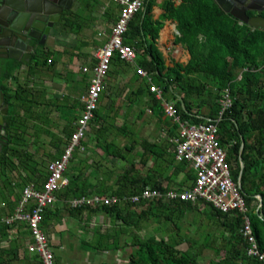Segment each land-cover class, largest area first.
I'll use <instances>...</instances> for the list:
<instances>
[{"label": "trees", "instance_id": "16d2710c", "mask_svg": "<svg viewBox=\"0 0 264 264\" xmlns=\"http://www.w3.org/2000/svg\"><path fill=\"white\" fill-rule=\"evenodd\" d=\"M78 2L82 8L87 6L86 0ZM154 5V0L144 2L128 24L123 43L135 50V65L151 75L153 83L161 90L166 101L175 103V110L182 121L198 125L218 120L220 145L228 146L225 150L226 160L231 168L232 180L237 183L240 178V193L247 206L246 216L249 218L257 245L260 251L264 252V31H252L248 27L239 26L237 21L221 11L213 0H180L179 5H174L172 0H163L161 6L163 13L158 19H153ZM104 15L108 23H113L117 12L107 9ZM165 21L176 24L178 34L174 38V45H181L187 51L189 59L185 64L173 62L171 66H166L163 55L158 50L159 31ZM87 24L82 10L78 8L64 12L58 23L60 30L74 36H78ZM33 45L35 51L26 66L27 80L24 83L18 80L22 66L19 61L0 60V92L4 98V105L7 106L4 117L7 144L3 145L0 151V192L5 190L9 198L4 202L1 215L6 217L14 213L21 200L22 189L30 183L40 188L46 179L47 165L61 155L59 157H54L51 153L37 155L30 151V146L37 143L40 134L47 132L41 129L38 111L43 103L35 99L37 91L30 88L27 82H31L30 78H35L42 68L49 71L52 63L50 51L40 46L38 42H34ZM93 45L97 47L100 44L93 42ZM48 60L51 62L48 63ZM93 64L94 60L91 59L89 66ZM130 67L131 64L120 60L115 54L107 77L109 79L117 76L119 71ZM10 83L13 84L12 87ZM130 83L136 85V88L127 94L128 103L131 105V97H149L151 113L165 123L167 128L169 124L172 125L168 131V139L175 138L178 134L177 125L168 118L162 120L163 107L149 92L148 84L140 79L136 70ZM225 89H229L232 105L219 119L220 99ZM106 92L109 93L108 89L102 93L99 107L94 114V121L102 123V127L100 124V129L96 132L105 135L115 130L117 134L126 135L128 133L126 127L114 128L108 124L107 118L114 122L119 113L118 108L109 109L113 107V102L110 104L111 107L102 105V100L107 96ZM101 108L106 111L104 118L100 113ZM144 114V111L139 113L140 116ZM71 119L76 120V115ZM69 127L71 129H64L62 132L63 147L73 132L72 126ZM169 142L170 146H173V143ZM57 143L55 135H51L50 147L58 150ZM242 143L243 148L240 152ZM141 145L145 153L142 157L143 164L146 165L150 159L153 162L148 175L145 178L138 176L134 162H130L129 168L116 180V189L111 196L122 198L135 195L144 188L167 192L193 186L195 173L188 163H178L174 157L173 162L161 163L166 149L169 150L170 147L164 149V145L152 144L147 140L141 141ZM133 149L134 147L129 149L125 147L122 150L112 144L106 145L104 151L107 157L127 161L123 152L130 153ZM170 153L173 156V152ZM73 158L72 155V160L68 163L70 169L68 166L65 175L71 171ZM161 168L167 171L170 168L171 175L159 172ZM81 176V173L75 177L71 176L68 184L55 194L56 201L52 205L55 212L50 210L52 206L44 210L41 228L45 234L53 224L61 223L60 213L78 222L86 221L87 224L91 215L100 213L113 220L114 228L112 234L102 233L99 227L95 228L96 238L91 242L94 244L93 249L98 252L101 250L116 252L121 248L122 236L129 235V245L124 243L122 246L123 249L126 246L130 249L126 256V264H199L197 259L205 249L211 250L214 254L213 259L205 264H260L245 254L247 241L240 234L244 223L241 214L235 213L234 216L223 214L202 200L194 204L180 201L170 203L148 201L138 205L117 203L101 207L73 208L68 203L70 200L87 196L86 189L80 182ZM131 179L134 181L131 182ZM257 196L260 199H257ZM199 204L211 206L212 216L222 228L221 238L209 233L201 243H197L181 234L182 229L179 226L181 219L184 218L186 211L197 210ZM150 221L158 224L154 230L170 225L172 231L160 239L154 237L144 239L140 235L141 224ZM21 224L8 226L0 219L1 236L6 238L10 229ZM217 238L223 242L221 247L216 244ZM182 244H186L188 249L195 246L197 250L195 253L187 249L181 250L179 246ZM20 249H22L20 245H17L16 250ZM16 259L13 247L0 253V264H9L11 260ZM24 259L31 264H40L36 255L31 256L32 261L27 256ZM54 262L57 264L55 255Z\"/></svg>", "mask_w": 264, "mask_h": 264}, {"label": "built area", "instance_id": "2783aa9c", "mask_svg": "<svg viewBox=\"0 0 264 264\" xmlns=\"http://www.w3.org/2000/svg\"><path fill=\"white\" fill-rule=\"evenodd\" d=\"M118 9L116 20L110 25L109 35L103 45L94 54V64L80 68L83 74L89 75L85 93L79 98L81 110L74 122L73 132L59 158L51 161L47 166L46 179L40 188L30 183L22 189L21 200L11 216L2 221L11 226L22 223L31 239L26 246L27 252L36 255L41 264L54 263V249L48 236L42 231L43 212L56 201L55 194L68 184L64 172L77 148L82 150L81 141L85 137L89 123L94 119L98 102L105 89L107 73L111 60L115 54L120 60L135 66L136 73L148 84V90L163 107L164 118L170 119L178 125V134L171 140L173 155L176 162L188 163L195 173L193 186L182 190L172 189L167 192L144 188L135 195L118 198L116 196H82L70 200L73 208L82 206L101 207L127 202L140 204L148 201H174L196 203L199 200L209 203L215 210L234 216H243V226L240 234L247 241L246 256L264 264V252L260 251L256 239L252 234L249 218L246 216L247 206L240 193L239 180L235 183L231 177L230 166L226 160L227 154L219 141L218 120L204 124H190L182 121L175 110L173 101H166L161 90L152 82L151 75L135 65L136 53L133 48L123 43L131 19L139 12L146 0H110ZM177 4L179 0H172ZM100 37L103 33L98 34ZM240 79V75L237 78ZM220 119L224 111L230 108L232 100L229 89H225L220 99ZM257 199H260L258 196Z\"/></svg>", "mask_w": 264, "mask_h": 264}, {"label": "crops", "instance_id": "0c3cea01", "mask_svg": "<svg viewBox=\"0 0 264 264\" xmlns=\"http://www.w3.org/2000/svg\"><path fill=\"white\" fill-rule=\"evenodd\" d=\"M162 1L163 0H154L155 5L152 8L153 19H158L162 15L163 13L161 8ZM179 3L180 0L177 4L174 3V5H179ZM113 6L115 5L110 0H107V3L104 4V6L100 4L95 9V12H93L91 10L90 4H87L85 8H82L80 2H78V0L76 1L74 0L71 6V10L74 11L77 8L79 10H82L83 18L88 21L86 28L83 29L78 36H74L70 33L63 32L62 30H60L59 27L60 25H58V23L55 24L53 28L50 30L44 44L42 45V47H44L46 50L52 53V56L50 58L52 59L50 70L45 71L44 68H42L40 70L41 72H39L35 78L33 79L30 78L31 82H27L30 88L37 91V96L35 99H37V101H39L40 103H43L39 107V110L38 109L37 110L40 112V121H41L40 124L42 127L41 129L42 131L47 132V133L42 132L40 134L37 143L35 145L30 146L31 152L36 153L37 155L51 153L54 157H59V155L62 154L64 148L61 141L62 139H64V135L62 134V132L64 129H69V128L71 129L69 125L72 126V128H74L75 120L71 118L72 116L74 117V115H76V117L78 118L81 110V104L79 102V98L85 93L88 86L89 75L83 74L80 71V68L84 66H89L90 60L93 59V54L95 53V51H97L98 48L101 47V44L105 42L106 37L109 35L110 25L112 22L111 23L107 22L104 12H106L107 9L116 10V12H118L117 7L116 6L113 7ZM90 12L92 15L90 14ZM164 24L166 25L165 27ZM164 24L162 29L159 31L157 47L158 50L162 53L163 58L165 60V45L171 44L172 46L170 45L169 48L176 46L174 45V38L178 33L175 29L176 24L174 22L165 21ZM103 32L105 35L101 36L102 38L96 41L95 36ZM73 38L74 41H70ZM34 42L35 41L31 43L32 45L31 57L35 51V46L33 45ZM93 42H95L96 44L99 43L100 45L95 47L93 45ZM179 47L181 51H177L176 53L178 54V57L183 58L184 60V61H180L179 63L185 64L189 59V55L187 51L182 48L181 45H179ZM50 62L51 60H48V63ZM165 65L168 66L166 61H165ZM26 66L27 65L22 64V66L20 67L18 73V80L20 83H24L27 80ZM131 70L133 71L136 70L134 65H132V67H130L129 69L119 71V75L114 76V79L112 80V82L114 83L113 87H115V85L118 86L117 84L120 81L121 77L122 78L127 77L128 79L126 83H122V85H120L121 89L125 88L124 95L121 99L125 98V96L127 97L128 96L127 94L129 92L134 91L136 88V85L130 83V79L133 75L132 73L133 71ZM111 78L112 77H110L109 80H111ZM12 85L13 84L10 83V87H12ZM77 86L78 88L80 86L82 89L79 91L78 94H75V89ZM111 96L112 94L110 95V97ZM138 100L141 103V105L139 106L145 108L144 110L145 114L143 116H140L138 114L135 118H127L129 124L130 125L137 124L139 131L145 128L143 125L146 126L147 124H153V125L158 124L159 122L158 118L151 113V110L149 108L150 106L149 97L143 96L142 98H138ZM111 102L112 101H109V104L105 103L103 99L102 105L108 107L111 104ZM118 102L120 103L117 105H120L122 101L119 99ZM128 106H132V105L128 103ZM100 113L101 116H103L104 118L106 114L104 108H101ZM118 117L119 114L114 121L115 124H117L118 122L119 119ZM120 119L121 121L116 128H119L122 124L125 125L127 123L125 122L124 117H121ZM162 120H164V117L162 118ZM31 122H29V124H31ZM93 123L95 124L96 127L95 129L92 128ZM100 124L102 127V123ZM100 124L95 122L93 119L88 125V132L86 134V136L88 135V137L86 138L85 136V139L81 141L82 150H78V152H80L79 169L83 172V175H85L86 178H87L86 175H88V178L90 177V175L92 176V171L96 172L97 174L95 180H93L92 183L90 184L87 183L88 185L87 187H84L85 184L83 183V188L86 189L85 193L87 194V196L108 197L111 196L112 192L116 189L115 187L116 180L119 178V176H121L124 173L125 170L129 168V164H130L129 157H131V155L133 157V161L131 162H134L135 164L134 169L136 174H138V176H141L142 178L143 177L145 178L148 175V170L152 166L153 162L150 159L146 165L143 164L144 159L142 157L145 153L142 149L141 141L147 140L149 143L153 144L159 142L162 138L163 139H165V137L168 138L169 132L167 126L163 124L161 127V132L157 134L151 133L152 135L144 134L143 136H140L139 133L137 134L134 133V137H133L131 136L130 133H127V136L126 135L116 136L115 130H111L112 133L110 132L104 135L105 140L102 138L103 143H99L97 139H96L97 141H94V139L89 138V135L92 132L98 131V129H100ZM53 134L55 135V138L58 141L57 143L58 150H55L53 147H50L51 135ZM160 134H161V139L158 138L160 137ZM31 139L32 138H29V140ZM129 139H137L136 140L137 142H135V140L133 142H129ZM171 140L172 139L169 138V141ZM112 144L116 147L121 148L122 150L125 147H127V149L134 147V149L130 153L123 152V155L126 154L125 156L127 159L126 161L127 164L122 163L120 172L117 169H113V168L111 169L106 166V162L107 163L112 162L111 160L113 158L107 157L104 149L106 145H112ZM75 158H73V166H75L76 164L74 162ZM68 166L66 170H68ZM115 170H117L118 173H115ZM171 171L172 170L168 168L167 176L171 175ZM71 172H72V176L75 177L76 175L75 169L74 171L71 170ZM133 181L134 179H131V182ZM158 181L160 180L158 179ZM127 184L129 185V181H127ZM0 197H1L0 219L2 221L6 216L1 215V209L3 208L5 200L9 199L8 193L5 190H2V192H0ZM58 208L61 209L60 206H58ZM50 210L54 211V206H52ZM60 215H61L60 216L61 223H58L57 225L53 224V227L46 233L52 247L55 246L54 243L57 245L59 244V246H61L63 241L62 239H64V242L67 239L66 231L69 230L68 228H70L68 221H71L70 223L72 224L74 223L75 225L74 219L67 217L66 214L64 213H60ZM100 215L103 214L98 213L91 215L90 218L91 222H89L88 225L91 226L93 220L97 219L98 217H102ZM105 217L107 218V216ZM93 225L95 226V224ZM93 225L91 226L92 228ZM14 228L8 231L7 234L8 236L6 238L2 237L0 233V249H1L0 253L1 251L6 252L9 248L13 247L17 259L13 261L11 260L9 264H29V263L31 264V262L26 261L24 259V257L27 256L28 259L31 260V256H32L31 254L26 252V246L31 241L29 234L23 224L14 226ZM17 245H20L22 249L17 251L16 250ZM2 259H4V255Z\"/></svg>", "mask_w": 264, "mask_h": 264}, {"label": "rangeland", "instance_id": "374dc122", "mask_svg": "<svg viewBox=\"0 0 264 264\" xmlns=\"http://www.w3.org/2000/svg\"><path fill=\"white\" fill-rule=\"evenodd\" d=\"M86 1H87V4H90L91 10L93 12H95V9L100 4L104 6V4L107 3V0H86ZM113 7H115V6H113ZM90 14H91V12H90ZM165 26L166 25L164 24V27ZM91 29H93V28H91ZM100 38H102V37H100L98 34L95 36L96 41H98ZM70 41H74V38ZM170 45L171 44L165 45V61H166L167 65L168 66L171 65L175 61H178V62L184 61L183 58L178 57V54L176 53L177 51H181L179 45H176V46L169 48ZM95 53H96V51H95ZM94 54H93V57H94ZM131 71H133V70H131ZM113 79H114V76H112L111 80H109L108 77L106 78V81H105L106 85H105L104 91H106L108 89L109 93L108 92H106V93L109 95V97L106 96V98H104V102L108 103V104H109V101L113 102V107L109 108V109L113 110V108H118V113H119L118 118L119 119H118L117 124H115L112 119H107L108 124L110 123L111 126H114V128H116L121 121L120 118L124 117L125 118L124 120L127 123L125 125L122 124L121 126L127 127L128 133H130V134L139 133L140 136H143L144 134L145 135L146 134L152 135L151 133L157 134V133L161 132L162 124L165 125V123L161 122V120L158 122V124H155V125H153V124H147L146 126L143 125L145 128L141 129L140 131L138 130L137 124L136 125H130L129 124V121L127 120V118H135L139 114V112L144 111L145 108L139 106V105H141V103L139 102L138 98H132L131 97L130 103L133 107L128 106V97L121 99L124 95L125 88L121 89L120 85H122V83H126V81L128 80L127 77H123V78L121 77L120 81L117 84L118 86L115 85V87H113L114 86V83L112 82ZM81 89L82 88L80 86H79V88L77 86L75 89V94H78ZM111 94H112V96L110 97ZM109 98H110V100H109ZM119 99L122 101L120 104L121 106L117 105L120 103V102H118ZM98 107H99V103H98ZM109 109H108V114L110 113ZM134 126H135V128H134ZM171 127H172V125L169 124L168 125V131H169V129H171ZM92 128L93 129L96 128L94 123L92 125ZM110 128H112V127H110ZM177 131H178V125H177ZM87 132H88V130L86 131L85 136H86ZM117 135L121 136L120 134L116 133V136ZM153 135H155V134H153ZM126 136H127V134H126ZM87 137H88V135L86 136V138ZM151 137H153V136H151ZM89 138L94 139V141L98 140L99 143H103V139L105 140L104 135H102V134L98 135L97 132H92L89 135ZM158 138L161 139V134H160V137H158ZM84 139H85V137L83 138V140ZM134 140L136 141L137 139H129V142H133ZM158 143H160L161 145H164V149L167 148V146H168V148L170 147L169 150L166 149V153H165V155H163V159H162L161 163L173 162L174 155L172 156V154L170 153L173 150V146L172 145L170 146L169 139L167 137H165V139L162 138L159 142H156V144H158ZM222 147L224 150L228 149V146L224 145ZM72 155L74 156V158L76 157L74 160V162L76 164H75V166H73V162L71 163V170L74 171V169H75L76 175L78 173L82 174V176L80 178V182L82 184L83 183H85V184L92 183V181L95 180V178H96V175H97L96 172L92 171V176L90 175V177L88 178V175H86L87 176V178H86L85 175H83V172L79 169L80 152H78L77 148L74 150ZM131 157H132V155H131ZM131 157H129L130 162L133 161V157L132 158ZM111 161L112 162H109V163L106 162V166L111 168V169L112 168L117 169L119 172L121 171L122 163L127 164L126 161H121V160L112 159ZM69 169H70V166H69ZM164 169L165 168L159 169V172L163 171L162 173L164 175H166L168 173V171L166 169L165 170ZM117 170H115V173H118ZM71 176H72V172L70 171L65 177L67 179H69ZM0 199H1V197H0ZM122 203L125 204L127 202H122ZM212 215H213V211L211 209V206H206V205H201V204L198 205L197 210H192V211H188V212L186 211V214H185L184 218L181 219V224L179 225V226H181V229H182L181 234L186 238L188 237V238H191V239L197 241V243H201L203 238L205 237V235H207L209 233L214 234L215 237L217 236V237L221 238L222 228L219 227V225L217 224V219L214 218ZM100 216H102V217H98L97 219L93 220L92 225L95 224V226L93 225V228L91 227L92 225L91 226L88 225L89 222H91V220L88 221V224H87V223H85L86 221L78 222L74 219L75 225H74V223L73 224L70 223L71 221H68L70 228H68L69 230L66 231L67 239L65 240V242H64V239H62L63 241H62L61 246H59V244L57 245L54 243L55 246L53 247V249H54L55 257L57 259V264H126V262H127L126 256H127L128 251H130V249H128V246H126L123 249L122 246L124 245V243H126V245H129V243H130V236L129 235L122 236V238L120 240L121 248H120V250H117L116 252H103L102 250L100 252H98L95 249H93L94 244H91V242H94L95 238H96V236L94 234L95 228L99 227L101 229L102 233L107 232L108 234H112L113 228H114V222L111 218H108V217L106 218L103 215H100ZM141 227L142 228L140 231V235L144 239H147L150 237L160 239L161 237H165L166 234H168L169 232L172 231V227L170 225L166 226L165 228L161 226L160 227L161 229L154 230L156 227H158V224L155 221L143 222L141 224ZM42 230H43V228H42ZM71 235H73V236H71ZM220 238L219 239L217 238L216 244H218V246L221 247L223 242H221ZM196 248L197 247L194 246L193 248L188 249L186 244H182L181 246H179V249H181V250L187 249V250H190L192 253H195V251L197 250ZM213 257H214L213 252L209 249H205L202 251L201 255L198 257L197 260H198L199 264H205V263H207V261L213 259Z\"/></svg>", "mask_w": 264, "mask_h": 264}, {"label": "water", "instance_id": "95a60500", "mask_svg": "<svg viewBox=\"0 0 264 264\" xmlns=\"http://www.w3.org/2000/svg\"><path fill=\"white\" fill-rule=\"evenodd\" d=\"M74 0H0V60H15L24 65L30 63L33 41L43 45L50 30L59 23L62 14L71 10ZM217 5L234 18L247 22V19L229 12L221 0ZM255 29L259 24L248 21ZM7 106L0 92V149L7 144L4 117ZM243 143L240 147L242 151ZM243 165L241 163V170ZM241 176V172H240ZM240 180V178H239ZM240 187V181L239 185Z\"/></svg>", "mask_w": 264, "mask_h": 264}, {"label": "flooded vegetation", "instance_id": "af4514ba", "mask_svg": "<svg viewBox=\"0 0 264 264\" xmlns=\"http://www.w3.org/2000/svg\"><path fill=\"white\" fill-rule=\"evenodd\" d=\"M222 4L228 8L229 12H232L235 15L245 17L248 21H252L254 23L259 24L262 28H253L250 27L247 22L240 21L234 18L230 13L224 12L216 2V6L223 11L225 14L232 17L234 20L237 21L239 26H245L254 30H261L264 31V0H221Z\"/></svg>", "mask_w": 264, "mask_h": 264}, {"label": "bare ground", "instance_id": "6f19581e", "mask_svg": "<svg viewBox=\"0 0 264 264\" xmlns=\"http://www.w3.org/2000/svg\"><path fill=\"white\" fill-rule=\"evenodd\" d=\"M48 166V165H47ZM46 171H47V169H46Z\"/></svg>", "mask_w": 264, "mask_h": 264}]
</instances>
